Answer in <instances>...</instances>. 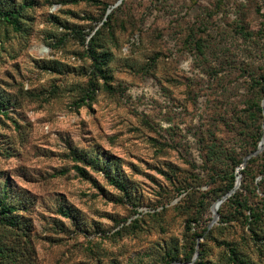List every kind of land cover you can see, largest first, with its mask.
I'll return each instance as SVG.
<instances>
[{
    "label": "rangeland",
    "instance_id": "1",
    "mask_svg": "<svg viewBox=\"0 0 264 264\" xmlns=\"http://www.w3.org/2000/svg\"><path fill=\"white\" fill-rule=\"evenodd\" d=\"M0 5L27 12L0 27V198L18 221L0 262L264 264L263 0ZM96 29L99 68L80 38Z\"/></svg>",
    "mask_w": 264,
    "mask_h": 264
},
{
    "label": "trees",
    "instance_id": "2",
    "mask_svg": "<svg viewBox=\"0 0 264 264\" xmlns=\"http://www.w3.org/2000/svg\"><path fill=\"white\" fill-rule=\"evenodd\" d=\"M69 1L76 2L77 0H69ZM23 6L24 5H20V6L0 5V27H5L6 30L7 28H10L13 31H20L22 24H24V21L27 19V12L25 10L26 8ZM104 23L105 21L102 22V25ZM72 30L74 32H79L75 30L74 28H72ZM98 34H99V30L98 29L94 30V32L90 34V37L86 41V43H85V39H86L85 37L88 34H81V37H80L82 45H85L86 54L91 59L92 65L95 68H99L100 64L105 63L104 56L100 55L99 52H97L96 50L97 47H99L98 42H97ZM261 87L264 90V76L262 78ZM0 104L3 105V102H0ZM254 105L257 108L258 112L263 114V107H261L260 105H256V104ZM257 131H258V138L254 142L253 149L250 154L256 151L259 145L258 142L262 138L263 128L261 127L260 124L257 126ZM254 160H255V157H250V161H254ZM248 164L249 162L247 161L245 166L247 167ZM244 169L245 168H243V170ZM235 177L236 175L234 173L229 174V177L226 179L225 189L220 194H216L215 197L213 198V201H216L217 199L221 198L227 192L231 191L234 188ZM114 184L118 187H122L117 181H114ZM230 201H231L230 198H226L224 199V201L220 203V206L217 209V213L219 214L221 218H223L224 216L223 207L228 205ZM237 207H238V211L239 209L244 210L248 208L250 210V214H252V217L249 215H245L244 217L245 219H248V217H250L253 223H255L256 218L260 215L258 212H253L251 210L252 209L251 206H249L247 202H242V201L238 202ZM14 210H15V207L13 205L6 203L2 198H0V224H2L3 226H7V227L17 226L18 221L16 217L13 215ZM226 219H228V217H225V220ZM225 220L222 219L221 221L225 222ZM5 252H11V250H8L6 247L0 245V257H3L5 255ZM192 253H193V250L189 251L186 254L185 259L189 260L191 258ZM168 256L170 257V259H174V256H170V255ZM0 264H3V263L0 262ZM195 264H202V263L200 262V259H198V262L196 261Z\"/></svg>",
    "mask_w": 264,
    "mask_h": 264
},
{
    "label": "water",
    "instance_id": "3",
    "mask_svg": "<svg viewBox=\"0 0 264 264\" xmlns=\"http://www.w3.org/2000/svg\"><path fill=\"white\" fill-rule=\"evenodd\" d=\"M264 1V0H263ZM263 116H264V108H263ZM263 145H264V131H263V134H262V138L259 142V145H258V148L256 149V151H254L252 154H255L257 153L259 150H261L263 148ZM225 198V196H222L220 199H218L216 201V203H219V202H222V200ZM214 205V204H212ZM217 211V210H216ZM216 211H213V217H212V221H214L216 219V216H217V212Z\"/></svg>",
    "mask_w": 264,
    "mask_h": 264
}]
</instances>
